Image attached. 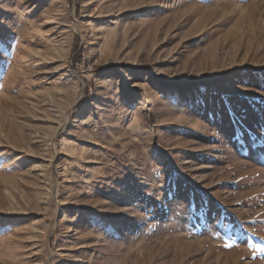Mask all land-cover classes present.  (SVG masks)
Listing matches in <instances>:
<instances>
[{
	"label": "rangeland",
	"instance_id": "374dc122",
	"mask_svg": "<svg viewBox=\"0 0 264 264\" xmlns=\"http://www.w3.org/2000/svg\"><path fill=\"white\" fill-rule=\"evenodd\" d=\"M0 35V264H264V0H0Z\"/></svg>",
	"mask_w": 264,
	"mask_h": 264
},
{
	"label": "snow or ice",
	"instance_id": "6c2138e0",
	"mask_svg": "<svg viewBox=\"0 0 264 264\" xmlns=\"http://www.w3.org/2000/svg\"><path fill=\"white\" fill-rule=\"evenodd\" d=\"M4 39L5 38L3 37V35H0V44L4 43ZM4 54H7L6 50L4 51ZM260 93H264V89H260V92H258L256 95H260ZM262 102H264V97H262ZM249 107H251V105H249ZM226 111H228L234 117V113H232L231 111V105H226ZM253 111L255 110L253 109ZM232 123L234 125V138H238L239 140L243 141L245 136L247 135L248 141H246V145L248 147L254 150L264 149V136L258 138L256 134L252 133L244 126L242 120L233 119ZM260 131L264 132V123H260ZM190 208L192 211H195L196 205L194 199L191 202Z\"/></svg>",
	"mask_w": 264,
	"mask_h": 264
}]
</instances>
